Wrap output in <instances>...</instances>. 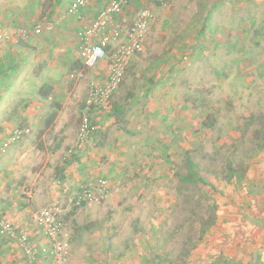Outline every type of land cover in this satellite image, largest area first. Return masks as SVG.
<instances>
[{
	"label": "rangeland",
	"instance_id": "1",
	"mask_svg": "<svg viewBox=\"0 0 264 264\" xmlns=\"http://www.w3.org/2000/svg\"><path fill=\"white\" fill-rule=\"evenodd\" d=\"M70 2L0 0V61L14 53L8 38L31 54L27 90L0 89V144L29 127L0 151V214L17 226L56 202L70 264H264V0L135 3L127 17L145 6L155 20L106 110L89 104V82L106 78L105 62L87 68L78 52L96 9L69 13ZM36 22L52 28L32 34ZM61 31L66 37L45 42ZM74 70L85 76L71 77ZM20 99L29 120L15 119ZM83 117L91 133L77 147ZM146 120L157 128L149 145ZM120 135L135 162L111 182L104 152ZM191 170L212 186L179 178ZM99 175L106 196L74 205ZM0 240L1 258L24 264Z\"/></svg>",
	"mask_w": 264,
	"mask_h": 264
},
{
	"label": "built area",
	"instance_id": "2",
	"mask_svg": "<svg viewBox=\"0 0 264 264\" xmlns=\"http://www.w3.org/2000/svg\"><path fill=\"white\" fill-rule=\"evenodd\" d=\"M143 0H71L69 13L78 14L80 8L95 7V15L82 26L80 33L79 57L87 68L95 67L100 61L105 62L107 75L104 80L98 78L89 82V104L96 109H108L109 98L114 93L132 60L143 51L146 35L155 20L152 11L145 7H138L131 16L127 11ZM52 23L36 22L31 28L32 34L50 30ZM20 35H28L21 29ZM71 77L82 78L83 70H74ZM76 138V146H80L90 136L91 128L87 117H83ZM29 127H16L12 130L5 143L0 144V151L4 147L23 136ZM70 154L74 149H68ZM30 194L29 191H25ZM108 193V182L103 175L87 181L81 190L71 199L76 206H88L101 201ZM33 222L47 239L51 264H70L69 249L63 237V225L60 208L56 202L40 207L33 213ZM0 236L14 242L24 257L25 264H39L37 244L31 239L27 229L18 228L13 221L0 214ZM264 254V248L262 250Z\"/></svg>",
	"mask_w": 264,
	"mask_h": 264
},
{
	"label": "crops",
	"instance_id": "3",
	"mask_svg": "<svg viewBox=\"0 0 264 264\" xmlns=\"http://www.w3.org/2000/svg\"><path fill=\"white\" fill-rule=\"evenodd\" d=\"M84 8L85 7L80 8L78 11V14H80V12ZM95 12H96V10L93 11L92 17L95 15ZM65 29H66V27H65ZM51 31H45L44 33H51ZM55 32H57V30H55ZM62 32H64V31H61V33H53L52 35L47 36V39L45 42L46 43H52L54 38L58 39V38H61L62 36L66 37V33H62ZM34 40L36 42L40 41V39L38 40V38L34 39ZM6 41L9 42V44L14 48V53H11V51H10L7 54L8 60L6 62L4 61V59L0 61V89H3V90H5V89L6 90L26 89L27 90L28 82L26 80H24V78H25L24 73L26 71L25 66L27 65V60L30 59L31 54L25 48L23 51H21V48L23 46L21 44H19V42L14 43V41L10 38L6 39ZM9 50H11V49H9ZM32 57H33V55H32ZM37 58H39V57H37ZM25 103H27V101L22 100V99H20V103H17V102L15 103V105L17 106V111H18V113H15V115H14V116H16L15 119H18L20 116L25 117V120H29L31 118V116H29L28 112H26V111L22 112L21 107H23L22 104H25ZM142 123H143V124H141L142 129H144V131H146V132H147V130L149 131L148 136H147V134L145 135V137L146 136L148 137L147 142L149 143L150 139H154L155 137H157L154 134L155 131H157L156 130L157 128H156V126H154L155 123L153 125H150L151 122H149L147 120L142 121ZM169 126H170V124L167 125L168 128H169ZM121 139H122V137L120 135L116 139V144L113 141H111V145L108 148V150L105 149V151H107V152H104V154L106 153L109 156V160H110L104 168H106V174L109 175L111 182L116 180V179L121 178L124 175L125 170H128L130 167H132V165L135 162V160L133 159L134 156L132 157V159L134 161H132L131 158L127 157L128 154L126 155V153H128V152L125 153V151L119 147V145L121 144L120 143ZM160 150H162V148ZM93 159H94L93 157H90L91 161H93ZM113 189H114V186H113ZM19 220H21V222L19 221L17 223V224H19V225H17V227L27 229L29 231V233H31L30 234L31 239L35 242H36V240H38L37 243L39 244V247H37V256L39 257V261L41 258V261L44 264L47 261L51 264V258L49 256V252H48L47 239L45 238L44 234L34 224L33 221L28 223L23 217H21V219H19ZM151 228H150V231H153ZM0 238H2V236H0ZM4 239H6V238H4ZM6 240H7L6 242L10 243L11 245H14V247L17 250H20L19 247L14 242H12L8 239H6ZM5 246L6 245H4L2 243V241L0 240V253L4 252ZM21 256H22V253H21ZM0 264H20V261H19V258L17 257V255H15V254L11 255L7 259L1 258V255H0ZM24 264H25V261H24Z\"/></svg>",
	"mask_w": 264,
	"mask_h": 264
},
{
	"label": "trees",
	"instance_id": "4",
	"mask_svg": "<svg viewBox=\"0 0 264 264\" xmlns=\"http://www.w3.org/2000/svg\"><path fill=\"white\" fill-rule=\"evenodd\" d=\"M149 145V143H147ZM179 178L182 181H194V182H199V183H204L212 186V183L204 176L199 175L196 173L194 170L189 171L186 174H180ZM207 225H210L213 223V218L212 216L207 217L206 222ZM202 232L204 231V228L200 229ZM194 246V245H193ZM223 264H228V263H223Z\"/></svg>",
	"mask_w": 264,
	"mask_h": 264
}]
</instances>
